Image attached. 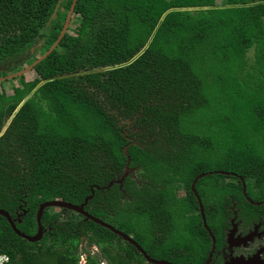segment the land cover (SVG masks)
Returning a JSON list of instances; mask_svg holds the SVG:
<instances>
[{"label": "trees", "instance_id": "16d2710c", "mask_svg": "<svg viewBox=\"0 0 264 264\" xmlns=\"http://www.w3.org/2000/svg\"><path fill=\"white\" fill-rule=\"evenodd\" d=\"M71 3L0 0V76L55 42ZM33 71L12 93L0 89V208L19 214L21 232H36L43 201L91 196L88 213L166 258L190 241L165 234L167 223L174 231L187 220L174 189L190 194L200 173L196 184L221 196L220 224L226 195L264 211L228 179L241 176L246 195L264 199V0H76L67 30ZM126 163L140 179L114 182ZM50 208L35 242L0 215L2 264H153L107 227ZM158 216L162 241L151 227ZM84 238L99 254L82 261Z\"/></svg>", "mask_w": 264, "mask_h": 264}, {"label": "flooded vegetation", "instance_id": "af4514ba", "mask_svg": "<svg viewBox=\"0 0 264 264\" xmlns=\"http://www.w3.org/2000/svg\"><path fill=\"white\" fill-rule=\"evenodd\" d=\"M127 169L129 172L124 175ZM137 169L138 167L125 166L121 173L123 179L127 175L140 179L135 174ZM218 171L217 168L212 169L213 173ZM202 175V173L198 174L190 182V194L185 185L174 189L175 197L183 200V208L177 216H185L189 223L187 220L181 221L172 228L174 231H170L171 227L168 223L165 225L167 230L165 234H169L166 237L174 238L176 241L178 237L190 238L189 244L169 248V257L153 259L166 260L171 264H239L240 262L264 264V211L254 213L245 209V205L241 206L232 195H226V201L222 206L227 211V215L224 216L225 222L220 224L218 214L221 196L218 192H211L203 181L196 184ZM228 179L235 183L240 181L243 198L249 204L260 205L264 202V199L253 200L246 195V185L241 176L238 175L234 180L230 177ZM181 191L182 193H179ZM240 202L247 203L243 200ZM17 216L13 219L16 220ZM151 227L162 241L164 233L161 230L159 216L152 222Z\"/></svg>", "mask_w": 264, "mask_h": 264}, {"label": "water", "instance_id": "95a60500", "mask_svg": "<svg viewBox=\"0 0 264 264\" xmlns=\"http://www.w3.org/2000/svg\"><path fill=\"white\" fill-rule=\"evenodd\" d=\"M59 2H57V4L55 5L54 7V10L49 18V20L47 21V24L50 23L51 20H53L55 17H56V12H57V9H58V6H59ZM75 2L76 0H72V3L70 5V8L67 12V15H66V19L64 21V24L62 26V29L60 31V34L58 36V38L55 40V42L43 53L41 54L39 57H37L32 63H30L27 67L19 70V71H16V72H13L11 74H7V75H4V76H0V81H4L6 79H10L12 77H15V76H19L20 74L24 73L23 71H28L30 69H32L34 67V65L36 63H38L40 60H42L48 53L51 52V50L58 44L59 40L61 39V37L63 36V34L65 33V31L67 30V27H68V24H69V20H70V17H71V14H72V11H73V8H74V5H75ZM126 149V147H124V150ZM126 167H128V163H126L125 165ZM127 172L125 171L124 174H126ZM122 179H123V176L120 177V179H116L115 182L116 183H119L121 184L122 182ZM196 180V179H195ZM112 183V181H110L109 185ZM91 196H88L84 199V201L80 204H74V203H70V202H67V201H64L63 199L61 198H55V199H49V200H46V201H43L38 209H37V212H36V223H37V229H36V232L33 233L32 235H27L23 232H21L15 225V219H13L9 213L4 210V209H1L0 208V215L4 216L8 223L10 224L11 228L13 229V231L21 236L22 238L30 241V242H35V241H39L44 233V229L42 228V225H41V222H40V218H41V215H42V212L43 210L46 208V207H53V206H56V207H59V208H66V209H70L72 211H75L77 213H80L82 215H84L86 218H89L91 219L92 221L104 226V227H107L108 229L112 230L113 232H115L117 235H119L124 241H127L131 244H133L137 250L143 254V256L145 257L146 261L147 262H150V263H153V264H171L170 262L166 261V260H155L153 258H151L145 251L144 249L139 245L137 244V242L135 240H133V238L124 233L123 231L119 230V229H116L114 226H112L111 224L103 221L102 219L98 218V217H95L93 215H91L90 213H88L85 209H84V206L85 204L87 203V200L90 198ZM24 214V212H23ZM16 220L18 222H20V218H19V215L17 216ZM241 263V262H240ZM239 263V264H240ZM248 263V262H247ZM246 263V264H247ZM242 264V263H241Z\"/></svg>", "mask_w": 264, "mask_h": 264}, {"label": "rangeland", "instance_id": "374dc122", "mask_svg": "<svg viewBox=\"0 0 264 264\" xmlns=\"http://www.w3.org/2000/svg\"><path fill=\"white\" fill-rule=\"evenodd\" d=\"M218 1V3H220V2H223V3H225V0H217ZM46 29V28H45ZM39 51V50H38ZM38 51H37V53H38ZM28 65L27 64H24V67H27ZM24 73H23V75H24V78H25V80H31V79H33L35 76H36V73L33 71V70H28V71H23ZM18 76H15V77H12V78H10V79H6V80H4V82H3V84H1L0 85V89H5L6 90V92L7 93H12V91H13V86L14 85H18V80L16 79ZM124 171V170H123ZM127 173L129 172V170L127 169V170H125ZM123 173V172H122ZM125 173V172H124ZM126 173V174H127ZM126 174H124V175H126ZM123 176V174H121V177ZM124 177V176H123ZM116 179H120L119 178V174L117 175V177H116ZM115 179V180H116ZM115 180H113L114 182H115ZM112 181V182H113ZM110 183V182H109ZM109 183H108V186H109ZM179 193H182V191L181 192H179ZM60 208L59 207H56V206H51V208H50V210L51 211H58ZM61 213V215H60V218L61 219H64V218H66V216H67V213L66 212H60ZM80 255L83 257V258H85V255H87V254H90V253H98L99 254V249H98V247L95 245V244H92V245H89L88 244V240H86L85 238H84V240L82 241V243H81V245H80ZM100 264H106V262L104 261V260H102L101 262H100Z\"/></svg>", "mask_w": 264, "mask_h": 264}, {"label": "built area", "instance_id": "2783aa9c", "mask_svg": "<svg viewBox=\"0 0 264 264\" xmlns=\"http://www.w3.org/2000/svg\"><path fill=\"white\" fill-rule=\"evenodd\" d=\"M7 259V256L4 254H0V263Z\"/></svg>", "mask_w": 264, "mask_h": 264}, {"label": "clouds", "instance_id": "9594fccd", "mask_svg": "<svg viewBox=\"0 0 264 264\" xmlns=\"http://www.w3.org/2000/svg\"><path fill=\"white\" fill-rule=\"evenodd\" d=\"M30 70H33V68L32 69H30ZM7 260V259H6ZM6 260H4V261H6ZM81 260L83 261L84 260V258L81 256ZM4 261H2L0 264H2Z\"/></svg>", "mask_w": 264, "mask_h": 264}]
</instances>
